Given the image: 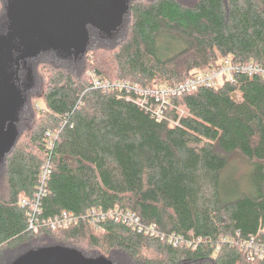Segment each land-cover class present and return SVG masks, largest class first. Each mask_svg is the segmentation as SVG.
Segmentation results:
<instances>
[{
    "label": "trees",
    "instance_id": "16d2710c",
    "mask_svg": "<svg viewBox=\"0 0 264 264\" xmlns=\"http://www.w3.org/2000/svg\"><path fill=\"white\" fill-rule=\"evenodd\" d=\"M87 35L83 49L15 65L26 123L0 157V264L51 241L125 264H264L246 249L264 243V78L237 69L169 96L161 121L133 92L89 85L90 71L160 90L226 59L264 67V0H129L115 30ZM117 211L136 224L98 219ZM62 212L76 222L51 229Z\"/></svg>",
    "mask_w": 264,
    "mask_h": 264
},
{
    "label": "rangeland",
    "instance_id": "374dc122",
    "mask_svg": "<svg viewBox=\"0 0 264 264\" xmlns=\"http://www.w3.org/2000/svg\"><path fill=\"white\" fill-rule=\"evenodd\" d=\"M129 0H101L99 6L107 13L111 18L110 27L105 28L106 32L110 29H114L121 23V17L124 12L127 11ZM182 4H186L191 0H178ZM10 9V30L1 29L0 30V157L14 142L16 133L22 132L24 127L21 125L22 119L25 116L21 109V104L23 102V97L16 84L15 80V59L19 57L26 51V46L24 44V36L30 31L35 20H38L42 12L41 10H36L39 4L38 0H8ZM46 10V9H45ZM45 13V12H44ZM95 18L85 19L83 28L87 24L89 25L87 29H84L86 35L89 34L90 26L92 24L88 21H94ZM1 22V16H0ZM126 22V20H125ZM87 37L81 40V49L84 48ZM29 45L31 46L32 53L30 56L36 54V52L46 49L53 48L60 50L62 52L72 53L77 50L78 46V36L73 27L66 24L63 19L58 18L54 15L46 22V27L42 31L36 32L29 39ZM220 60V59H219ZM220 62V61H219ZM24 64V61L20 62ZM19 64V65H20ZM212 75L214 70H209ZM200 75L206 73L205 70H201ZM228 77L229 74H226ZM224 76L222 73L217 74L214 77V82L217 87L221 86ZM41 97L36 98V102L40 109H45V104ZM38 108L40 113V109ZM37 110V108H36ZM24 115V116H23ZM29 115V114H27ZM26 123V119H23V125ZM230 165L234 167L235 173H233L235 178H239L237 173H245L247 169V164L244 159L236 154L231 157ZM240 178H243L241 176ZM51 246H33L22 248L17 254H11L22 256L23 254L32 255L36 252L39 253L40 261L43 264H125V260L122 256H111L104 255H94L91 256L99 257H88L87 255H82L77 250L62 246L55 241L49 242ZM35 249H39L36 250Z\"/></svg>",
    "mask_w": 264,
    "mask_h": 264
},
{
    "label": "built area",
    "instance_id": "2783aa9c",
    "mask_svg": "<svg viewBox=\"0 0 264 264\" xmlns=\"http://www.w3.org/2000/svg\"><path fill=\"white\" fill-rule=\"evenodd\" d=\"M247 70L248 72H255L257 74H260L261 77L264 78V67H256L254 65H248V66H235L230 63L229 59L223 60L220 67L217 69V71H214L213 74H206V75H200L196 78L189 79L183 84H181L179 87L172 89V88H165L160 90H143L138 85L135 84H129L125 81H118V82H109L106 80L99 79L94 72L89 73V85L93 89L102 90V91H111L114 89H127L130 92H133L135 95H137V98H131L133 101L139 105L144 107L145 109H148L151 111L153 116L157 121L165 120V110L170 107L169 102V96H174L177 94L182 93L183 91H194L196 90L197 86L200 84H211L214 80V77L217 76V74L222 73L223 76L226 74H230L237 70ZM214 85V84H212ZM151 97L154 101L152 103H147V98ZM240 97L239 94H236V98L238 99ZM126 100H130V97H126ZM172 125V123H170ZM107 217H110L111 219H122L127 224H136L137 220L130 216L129 214H124L120 211L113 212V213H106L101 214L98 213V219L99 220H105ZM116 217V218H115ZM76 222V218L71 214L67 212H62L60 215L55 217L54 219H51L47 225L53 230L56 229H63L67 228L73 223ZM30 227H35L34 221L30 220L29 223ZM36 230V229H34ZM260 232L264 234V227L260 229ZM245 246V244H244ZM243 246V247H244ZM247 249V256L248 259L253 258L254 256H257L259 258H264V243H257L254 240V237H252L248 244L246 245Z\"/></svg>",
    "mask_w": 264,
    "mask_h": 264
},
{
    "label": "water",
    "instance_id": "95a60500",
    "mask_svg": "<svg viewBox=\"0 0 264 264\" xmlns=\"http://www.w3.org/2000/svg\"><path fill=\"white\" fill-rule=\"evenodd\" d=\"M52 1L54 2V4H51L49 6L47 5L44 15L41 16L38 20H35V23L32 25L30 31H28L25 34L23 41H24V44L26 46V51L22 55H20L19 57H17L15 59L16 64L19 61L25 60L27 57H29L31 55L32 49H31V46L29 45V39L36 32L42 31L45 29L46 22L50 18H52V12H53L54 7L58 8L59 10H62L64 12V18L71 23L73 29L77 33V36H78L77 50L81 49V40L83 38V35H82V31L80 29V19L77 16V12L80 11V6H84L86 4V2L87 3H94V2H98L100 0H52ZM93 15L100 22H102V23L109 22V25H110V22H111L110 16L105 15L104 13L102 16V12L100 10H95ZM231 98L233 100H237L236 94L233 93L231 95ZM39 253L40 252H36L32 255H25L21 259L16 261L14 264H43L40 261Z\"/></svg>",
    "mask_w": 264,
    "mask_h": 264
},
{
    "label": "flooded vegetation",
    "instance_id": "af4514ba",
    "mask_svg": "<svg viewBox=\"0 0 264 264\" xmlns=\"http://www.w3.org/2000/svg\"><path fill=\"white\" fill-rule=\"evenodd\" d=\"M38 1H39V4L36 7V10L39 11L42 8V12L39 16L44 15V12H45L47 5L49 6L51 4H54V2L52 0H38ZM99 2H94V3H87L86 2V4L84 6H80V11L77 12V16L80 19V29L82 31L83 37H84V33H85V37L88 36V35H86V32H84V29H87V27L89 25L86 24L83 28V24L85 23L84 22L85 19L95 18V16L93 15L95 10H100L102 12V16H103V13L105 15H107V13L102 9V7L99 6ZM54 15H56L60 19H63L66 24H68L72 27L71 23L64 18V12L62 10H59L58 8L54 7L53 12H52V17ZM0 16H1L0 30L1 29H7V31L10 30V9H9L8 0H0ZM88 22H90L92 24V26H94L95 28H99V29L104 30V31H106L105 28L110 27L109 22L102 23L97 18H95L94 21H88ZM20 62H22V61H19L17 64L15 63V65L18 66V64Z\"/></svg>",
    "mask_w": 264,
    "mask_h": 264
}]
</instances>
